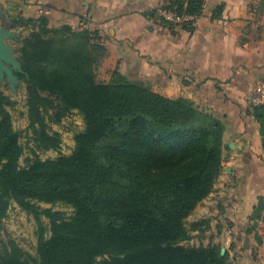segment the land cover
<instances>
[{
  "label": "trees",
  "instance_id": "trees-1",
  "mask_svg": "<svg viewBox=\"0 0 264 264\" xmlns=\"http://www.w3.org/2000/svg\"><path fill=\"white\" fill-rule=\"evenodd\" d=\"M196 19L175 22L159 8ZM144 13L156 23L193 31L205 0H166ZM224 3L214 8L220 17ZM8 25L37 27L20 47L26 81L29 127L40 149H57L59 123L73 109L85 114L88 127L76 135V148L54 159L36 157L20 165L24 146L0 90V264H231L218 245L185 246L192 237L186 217L212 192L223 168L225 122L195 101L155 91L117 67L109 80L99 77L108 56L99 29L71 23L49 26L46 15L11 16L0 4ZM259 123L264 149V104L250 105ZM12 201L39 223L37 256L1 229ZM36 201H66L69 217ZM264 212L258 196L250 216ZM50 218V235L41 215ZM208 220L192 222L204 230ZM108 257L98 260L101 255Z\"/></svg>",
  "mask_w": 264,
  "mask_h": 264
},
{
  "label": "crops",
  "instance_id": "crops-1",
  "mask_svg": "<svg viewBox=\"0 0 264 264\" xmlns=\"http://www.w3.org/2000/svg\"><path fill=\"white\" fill-rule=\"evenodd\" d=\"M165 2L26 0L23 14L99 29L107 38L109 55L120 60L122 73L143 80L155 91L176 92L220 117L226 124L231 156L253 157L250 162L239 160V167L233 165L232 176L238 177L233 185L243 195L225 202L228 216L242 230L257 203L256 195L264 194L263 180L241 179L240 167L247 170L252 164L251 171L256 165L264 172L259 123L247 113L252 95L264 91V0H205L204 14L193 31L172 29L144 13ZM220 3L224 10L214 17ZM256 232L241 242L235 264H264V225L258 228L262 243L255 240Z\"/></svg>",
  "mask_w": 264,
  "mask_h": 264
},
{
  "label": "rangeland",
  "instance_id": "rangeland-1",
  "mask_svg": "<svg viewBox=\"0 0 264 264\" xmlns=\"http://www.w3.org/2000/svg\"><path fill=\"white\" fill-rule=\"evenodd\" d=\"M24 1L26 2V0H0V4L12 17H28V15L23 14L26 4ZM161 9L160 7L158 12L162 16L160 13ZM62 23L49 19V26L51 27L61 25ZM74 27L78 29L85 26L83 24H74ZM36 29L37 27L33 24L20 25L17 23L9 26L5 23L3 17L0 16V90L4 91L9 96V99L14 102L13 105H8V108L12 114L14 128L21 132L20 141L24 146V151L19 161L22 167L27 166L30 160L36 157L54 159L61 155L72 154L77 144L76 135L88 127L85 114L79 109H73L61 122H50V131L59 132L61 135L60 146L57 149L44 150L37 147L33 130L29 127L28 106L26 102L27 87L25 79L20 76V74H24V70L19 51L24 40ZM101 41L109 51L107 38L103 36ZM118 61L120 69V60L117 59L116 54L109 55L108 53V56L99 64V77L109 80L110 74L117 67ZM160 93L180 95L172 91ZM250 105H253L251 100ZM231 153L232 151L228 143V147L223 152V168L214 184L212 192L202 199L185 219L192 237L181 241L180 244L205 247L218 245L221 248V254L224 255L227 251L229 261L231 264H235L237 256L240 254V244L242 241L247 242L249 234L257 231L255 240L262 243L263 239L258 234V228L261 224L264 225V212L256 221H252L250 217L247 221H244L242 230H239L240 226H237L234 220L228 216L230 208L225 206V202L237 199L236 195L238 194L243 195L242 191L240 193L239 188L233 185V182L238 184V177L236 175L232 176V167L233 165L239 167V160L243 162H245V159L249 162L253 160V157L248 156L239 157L240 159L237 155L232 157ZM240 167L243 168L241 179H262L264 182V172L261 173L259 167L256 165L253 166L252 171V164L247 170H244L246 168L244 165ZM259 195L264 194L258 193L256 197L258 198ZM245 196L247 197L248 193ZM36 203L41 208H52L53 210L60 211L66 217L75 213V207L66 201H36ZM41 220L46 228V235L49 236L51 231L50 218L46 214H42ZM199 220H208L209 226L203 225L205 227L204 230L191 229L192 222ZM3 223L4 227L1 229V234L4 239H8V237L14 238L25 250L33 256H37L39 223L34 214L23 209L16 201H12ZM222 249H224V252H222ZM106 257H108L107 254L101 255L97 259L101 260Z\"/></svg>",
  "mask_w": 264,
  "mask_h": 264
},
{
  "label": "built area",
  "instance_id": "built-area-1",
  "mask_svg": "<svg viewBox=\"0 0 264 264\" xmlns=\"http://www.w3.org/2000/svg\"><path fill=\"white\" fill-rule=\"evenodd\" d=\"M160 13L168 20L171 21H175V22H182L184 20H194L196 19V17L194 15H179L178 13L172 11V10H168L165 8H162L160 10ZM194 24H196V22H194ZM251 102L253 105H258V104H264V91L261 90L257 93H255V95H253V98L251 99Z\"/></svg>",
  "mask_w": 264,
  "mask_h": 264
},
{
  "label": "flooded vegetation",
  "instance_id": "flooded-vegetation-1",
  "mask_svg": "<svg viewBox=\"0 0 264 264\" xmlns=\"http://www.w3.org/2000/svg\"><path fill=\"white\" fill-rule=\"evenodd\" d=\"M1 16V15H0ZM3 17V16H2ZM4 19V18H3ZM5 21V20H4ZM6 23V22H5ZM7 24V23H6ZM8 25V24H7ZM9 26H11V25H9Z\"/></svg>",
  "mask_w": 264,
  "mask_h": 264
},
{
  "label": "water",
  "instance_id": "water-1",
  "mask_svg": "<svg viewBox=\"0 0 264 264\" xmlns=\"http://www.w3.org/2000/svg\"><path fill=\"white\" fill-rule=\"evenodd\" d=\"M222 252H224V249H222Z\"/></svg>",
  "mask_w": 264,
  "mask_h": 264
}]
</instances>
